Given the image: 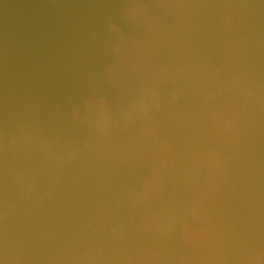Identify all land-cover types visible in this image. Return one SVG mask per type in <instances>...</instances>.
<instances>
[{"label": "water", "instance_id": "1", "mask_svg": "<svg viewBox=\"0 0 264 264\" xmlns=\"http://www.w3.org/2000/svg\"><path fill=\"white\" fill-rule=\"evenodd\" d=\"M262 96L264 0H0V264H264Z\"/></svg>", "mask_w": 264, "mask_h": 264}, {"label": "clouds", "instance_id": "2", "mask_svg": "<svg viewBox=\"0 0 264 264\" xmlns=\"http://www.w3.org/2000/svg\"><path fill=\"white\" fill-rule=\"evenodd\" d=\"M139 8L143 9L145 5H139ZM118 55H120L118 51ZM110 76L114 79H119V70H110ZM261 102L264 103V96L261 97ZM141 107L144 109L146 115L149 111L147 104H142ZM98 127H103L98 125ZM216 136H224L230 141H235L238 136V130L235 124L228 121L224 124H216L209 129L208 136L205 137L203 147L198 149L193 155L190 156L188 164L191 173L195 176H203L206 185L205 191L210 190L214 182V178L223 174L226 169V159L221 152H219L213 140ZM159 177L158 174L154 176L152 185L158 186ZM185 214L192 220H199L204 222L206 220V207L204 203L203 195L192 196L185 206ZM185 238L192 243H197L203 238L201 232H197L191 227L187 221L184 222V233Z\"/></svg>", "mask_w": 264, "mask_h": 264}]
</instances>
